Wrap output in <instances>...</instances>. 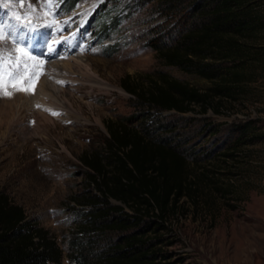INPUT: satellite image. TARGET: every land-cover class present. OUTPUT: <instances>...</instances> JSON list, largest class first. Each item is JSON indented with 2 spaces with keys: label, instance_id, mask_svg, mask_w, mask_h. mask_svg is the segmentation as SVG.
<instances>
[{
  "label": "rangeland",
  "instance_id": "374dc122",
  "mask_svg": "<svg viewBox=\"0 0 264 264\" xmlns=\"http://www.w3.org/2000/svg\"><path fill=\"white\" fill-rule=\"evenodd\" d=\"M208 1L184 3L199 6ZM44 2L22 0L21 7V0H0V32L6 37L0 40V55L8 59V72L15 73V65L23 62L20 71L26 67L35 73L30 84L26 79L9 83L10 77L5 78L4 90L11 95L0 94V189L24 209L28 219L49 230L62 249L61 264H72L69 240L90 209L81 201L96 192L82 157L101 150L107 156L103 148L109 121L136 115L133 127L146 136L199 157L210 149L218 155L229 144L227 125L252 118L261 136L259 141L254 139V145L246 139L242 147L261 149L264 159V66L258 69L263 78L247 85V94L240 95L244 101L234 102L229 114L201 113L198 107L187 113L158 111L141 106L120 86V79L125 74L162 72L201 90L210 85L194 73L164 64L149 46L162 26L161 40L178 29L172 18L167 19L164 0H51V8L41 7ZM29 4L36 8L30 16L31 31L14 19L23 16ZM253 6L264 21V0H255ZM86 15V23L75 34ZM36 33L42 37L35 39ZM53 37L63 43L50 53ZM256 42L264 45V30ZM18 47L27 48L33 60L17 52ZM66 59L71 64L68 74L66 69L50 66ZM86 69L91 75L84 73ZM55 83L62 84V93L77 113L54 100L49 106L48 96V103L41 102L39 90ZM216 126L220 131L214 134V128H209ZM253 159L246 157L247 164ZM255 187L250 189L244 181L248 191L239 207L222 208L212 218L191 210L172 216V225L160 232V247L170 256L168 260L175 264H264V173Z\"/></svg>",
  "mask_w": 264,
  "mask_h": 264
},
{
  "label": "trees",
  "instance_id": "16d2710c",
  "mask_svg": "<svg viewBox=\"0 0 264 264\" xmlns=\"http://www.w3.org/2000/svg\"><path fill=\"white\" fill-rule=\"evenodd\" d=\"M164 2L167 19L178 29L161 40L162 26L149 46L164 64L210 85L201 90L159 72L125 74L120 86L141 106L158 111L187 113L198 107L201 113L229 114L234 102L244 101L240 95L247 94V85L263 78L258 69L264 66V45L256 38L264 21L255 0ZM135 116L106 124L107 156L101 150L82 157L97 193L81 201L90 209L69 240L72 264H175L160 247V232L172 225L170 218L189 210L212 218L222 208H238L248 191L243 182L254 189L263 176L261 149L242 147L246 139L254 145L261 136L252 118L227 125L229 144L218 155L210 149L197 157L146 136L133 127ZM212 128L214 134L220 131ZM246 157L253 162L247 164ZM62 256L49 230L28 219L0 189V264H61Z\"/></svg>",
  "mask_w": 264,
  "mask_h": 264
},
{
  "label": "snow or ice",
  "instance_id": "6c2138e0",
  "mask_svg": "<svg viewBox=\"0 0 264 264\" xmlns=\"http://www.w3.org/2000/svg\"><path fill=\"white\" fill-rule=\"evenodd\" d=\"M21 7H23L22 0H21ZM41 7L51 8L52 7L51 0H45L44 4H42ZM35 11H36L35 6L32 4H29L28 5V11L23 16L16 15L14 17V19L20 23L21 27L28 28V30L31 31L33 29L30 27V16ZM4 39H6V37L3 35L2 32H0V40H4ZM17 42L22 43L23 41L21 39L17 38ZM16 51L23 53V55L27 58V60H33V57L31 55H29L27 48H19L18 47L16 49ZM7 63H8V59L6 57H4L3 55H0V94L10 96L11 93L4 90L5 78L10 77V79L7 81L9 83H13V82L17 81L18 79L19 80H25L26 79L27 82L30 84L35 73L34 72L29 73L26 67L24 68L23 71H20L19 69L23 66V62L15 65V67H17V69H18L15 73H9L8 69H7ZM36 63H41V62H36ZM36 63H34L33 67L36 66ZM59 83H62V82H59ZM17 90L28 91L29 89H17ZM53 114L56 115L57 113H53Z\"/></svg>",
  "mask_w": 264,
  "mask_h": 264
},
{
  "label": "bare ground",
  "instance_id": "6f19581e",
  "mask_svg": "<svg viewBox=\"0 0 264 264\" xmlns=\"http://www.w3.org/2000/svg\"><path fill=\"white\" fill-rule=\"evenodd\" d=\"M87 19H88V15H86L85 16V18L83 19V21L80 23V25L77 27V29H76V27H75V29H73V30H75L74 31V33L75 34H77L76 32L80 29V28H82V26L86 23V21H87ZM67 23V22H66ZM69 25V24H68ZM61 27V26H60ZM73 30H72V32H73ZM56 31V30H55ZM73 33V34H74ZM45 34V33H44ZM40 37H42V36H40V34L39 33H36V37H35V39H39ZM72 40V39H71ZM51 43H52V45H53V48L52 49H50V53H55L56 52V49L61 45V43H63V40H61V38H56V37H53L52 39H51ZM38 43V42H37ZM51 45V46H52ZM50 46V47H51ZM55 50V51H54ZM70 61H69V59H66V61H63L62 63H60V62H58V63H55L54 65H50V66H53L52 68H53V70H57V71H61L62 69H66V74H68V71L70 70L71 71V68H70V63H69ZM50 64H52V63H50ZM78 66H80L81 64H80V62H77L76 63ZM80 68V67H79ZM51 70V69H50ZM84 73H86V75H91V73L89 72V70H85L84 71ZM67 80V79H66ZM64 81V80H63ZM44 87V86H43ZM63 87H62V84H60V86H58V84H50V86H46V87H44L43 88V90L41 89V90H39V92L37 93V94H40V92H41V94H43L42 95V97H41V102L43 103V104H46V103H48V101H50L49 102V106H52L51 104H54V102H56V103H59L62 107H65V109L67 108V110L68 111H72V112H76L77 113V111L75 110V109H73V106L71 105V103L68 101V99L66 98V94H64V93H62V91H63V89H62ZM49 97L50 98V100H45V97ZM51 100H54V102H52ZM64 104H67L66 106L64 105ZM51 108V107H50ZM55 109H56V107H55ZM61 109H63V108H61ZM52 110V109H51ZM66 110V111H67Z\"/></svg>",
  "mask_w": 264,
  "mask_h": 264
}]
</instances>
